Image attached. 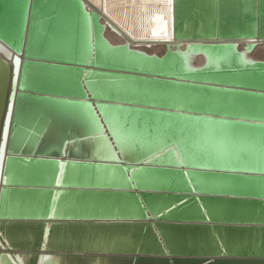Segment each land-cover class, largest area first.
Listing matches in <instances>:
<instances>
[{
    "label": "water",
    "instance_id": "obj_1",
    "mask_svg": "<svg viewBox=\"0 0 264 264\" xmlns=\"http://www.w3.org/2000/svg\"><path fill=\"white\" fill-rule=\"evenodd\" d=\"M86 1L0 0V264H264V0Z\"/></svg>",
    "mask_w": 264,
    "mask_h": 264
},
{
    "label": "bare ground",
    "instance_id": "obj_2",
    "mask_svg": "<svg viewBox=\"0 0 264 264\" xmlns=\"http://www.w3.org/2000/svg\"><path fill=\"white\" fill-rule=\"evenodd\" d=\"M85 3L89 7H91V5L86 0H85ZM103 21H105L104 18H103ZM116 31H117V33L116 32H112L110 29L107 28L106 32H105V37L106 36L109 37L110 40L107 37L106 38L112 44L121 43L123 41V39L127 38L119 29H116ZM157 31H158L157 28H155V30L153 31V34L156 35ZM112 41L113 42L115 41V42L113 43ZM129 41H130V43H131V45L133 47H138L139 49H141V50H143V51H145L147 53H156L158 55L161 54L164 51V47H165V44H166V42L162 41V40H156V41H154V40H151V41H145V40L133 41V40H129ZM147 44L149 45V48L146 47ZM263 46L264 45L262 43H258V45L255 47L253 52L250 54V58L251 59H264V58H262L264 56V48L258 49L259 47H263ZM193 59H194L193 65H195V66H197V65H199V64H201L203 62L202 56L196 57V58H193Z\"/></svg>",
    "mask_w": 264,
    "mask_h": 264
},
{
    "label": "rangeland",
    "instance_id": "obj_3",
    "mask_svg": "<svg viewBox=\"0 0 264 264\" xmlns=\"http://www.w3.org/2000/svg\"><path fill=\"white\" fill-rule=\"evenodd\" d=\"M107 37V36H106ZM108 39H109V37H107ZM110 40V39H109ZM113 42V41H112ZM115 42V41H114ZM113 42V43H114ZM260 48H264V46L263 47H259L258 49H260ZM156 52V51H155ZM158 52V51H157ZM160 52V51H159ZM256 57V56H255ZM262 58H264V56L262 57Z\"/></svg>",
    "mask_w": 264,
    "mask_h": 264
}]
</instances>
